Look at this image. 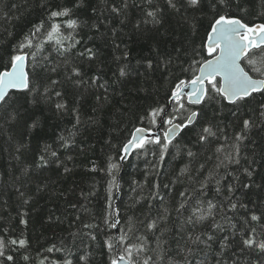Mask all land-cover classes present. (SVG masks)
Listing matches in <instances>:
<instances>
[{
    "label": "trees",
    "instance_id": "16d2710c",
    "mask_svg": "<svg viewBox=\"0 0 264 264\" xmlns=\"http://www.w3.org/2000/svg\"><path fill=\"white\" fill-rule=\"evenodd\" d=\"M176 2L178 12L167 0H152L151 4L147 0H0V70L36 26L43 23L47 29L53 22L63 24L68 19L50 20L51 11L72 8L70 18L78 21L75 31L62 29L65 36L71 34L78 41L64 55L46 42L44 29L33 39L34 44L43 46L37 53L40 64L45 69L59 65L56 73L35 69L41 84L48 76L58 81L51 98L45 96L43 88L33 94L34 101L33 95L19 96L17 119L0 118V237L6 243L10 239L28 241L27 249L7 245L6 255H13L16 264H39L44 257L45 264H63L66 259L85 264L80 256L87 257V264H109L111 255L104 241L118 235L120 229L126 230L129 217L147 223L146 216L155 218L164 207L169 209L167 221H161L159 230L148 236L151 248L156 247L155 237L167 241L168 256L162 264L185 247L186 234L200 235L201 240H207V235L214 237L208 241L211 247L191 245L190 264H216L221 252L228 264L261 259L257 251L241 252L240 241L247 227L245 220L252 213H264V117L259 116L258 107L264 96L238 105L228 104L214 93L199 105L183 99L185 108L197 110L199 115L173 139L163 161L157 145H148L146 151L133 150L127 160H120V148L136 127L154 130L161 126L162 131L167 127L161 118H157V126L150 124L152 108L163 107L165 113L176 116L177 123L188 116L189 111L174 112L179 106L175 102L170 105L169 100L179 80L188 81L197 74L193 69L199 64L193 61L208 58L200 45L212 16L207 10L201 13L186 8L185 0ZM241 6L247 11L233 8L232 12L249 23L264 22V0H241ZM114 7L119 11L114 12ZM151 10L157 11L160 23L146 16ZM72 43L64 42L65 47ZM73 68L79 76L73 74ZM250 74L257 75L251 70ZM55 91L62 96L56 97ZM57 103H64L66 109L58 110ZM243 119H251L254 125L239 142V164L225 162L217 168L225 155L235 154L234 136L242 131ZM33 122H38L35 127ZM209 125L217 137L198 142L202 128ZM221 146L223 151L217 153ZM189 150L195 153L193 157L187 155ZM52 151L57 153L55 157ZM41 155L47 164L40 162ZM110 163L119 165L115 171L119 187L111 191L113 208L120 212L116 229L104 223L107 211H111L107 204L113 177L105 171ZM216 179H220L219 193ZM202 182H207L203 193ZM154 184L160 187L153 188ZM156 192L164 197L163 202L151 199ZM180 192L186 193L187 211L178 214L175 209L184 199ZM209 200L217 205L212 216L195 225L184 223L194 209L207 210ZM231 203L237 204L235 210L230 209ZM22 219L27 223L22 224ZM85 224L98 227L85 228ZM137 228L135 235L145 232L142 225ZM257 237L264 238L259 228ZM222 244L229 247L222 249ZM48 248L53 251L48 252ZM25 254L30 257L27 262L22 259ZM175 258L181 259L178 255Z\"/></svg>",
    "mask_w": 264,
    "mask_h": 264
},
{
    "label": "snow or ice",
    "instance_id": "6c2138e0",
    "mask_svg": "<svg viewBox=\"0 0 264 264\" xmlns=\"http://www.w3.org/2000/svg\"><path fill=\"white\" fill-rule=\"evenodd\" d=\"M152 0H147V3L151 4ZM168 6L175 11H180L177 7L176 0H167ZM127 8V3L123 5ZM184 6L191 9L194 12L205 13L207 10L211 14L212 19L209 21L208 27L205 31V38H203L200 47L206 52L207 57L210 59H203L202 62L193 61V64H199L198 68H194L193 71L198 72L194 74L192 79L185 81L179 80L175 88L171 92V99L178 108L174 109V112L181 110L189 111V115L181 123H175V115H169L165 113L163 107L152 108L148 113L150 124L155 127L157 126V118H161V123L166 125V129L163 131V140L160 135H146L151 133V128L136 127L131 133L130 139L122 145L120 148V160L126 159L133 150L146 151L148 145H157L160 148V160L163 161L165 154L168 151L169 145L172 144L173 139L184 129H187L189 125H192L197 116L199 115L196 111H191L185 108V104L182 102L186 97L188 104L199 105L202 104L206 99L211 98V93H214L217 97L222 98L228 104L238 105L241 102L247 103L251 98L257 95L264 96V22L261 23H249L243 16L234 14L232 9L235 8L237 11L246 12L247 9H243L241 6V0H185ZM79 7V4L76 5ZM114 12H118V8L112 9ZM73 9L69 7H62L59 10L51 11L49 19L56 21L60 18H68L63 24L59 22L51 23L47 29H44V24L36 26L34 31L25 37V40L21 42L18 47L15 48L13 54L10 56L9 62L4 66L3 70H0V118L5 120L15 121L19 116V109L16 107L19 96H29L38 93L41 88L46 97L51 98L52 89L55 88L58 81L51 79V76L47 77V82L41 84L38 80L39 73L35 71L37 68H41L43 71L56 73L58 67L54 66L45 69L40 64L37 53L43 51L41 44H34L33 39L37 33L44 29V35L46 42L54 46V50L60 55H64L74 47L75 38L69 34L65 36L62 29H68L75 31L78 26V21L71 19ZM264 15V13H262ZM146 16L152 18L153 23H160L157 19V11L151 10L146 12ZM147 22V21H146ZM195 28V25H193ZM65 40L74 41L68 47H65ZM35 49V50H33ZM91 54V49L87 50ZM83 55V53H81ZM127 55V53H125ZM261 65V66H258ZM152 67L151 62L148 64ZM254 71L257 75L253 76L250 74ZM72 72L74 75L79 76L80 73L77 69L73 68ZM120 75L124 76L125 72L123 69L120 70ZM36 81V83H34ZM95 82V81H93ZM77 83H79L77 81ZM190 88L191 90L185 92L184 89ZM56 97H61L60 91H55ZM16 97L17 99H14ZM99 99V98H98ZM34 101V95H33ZM27 102V101H26ZM259 116L264 117V102L259 106ZM56 108L58 110L66 109L64 103H57ZM143 119V118H142ZM38 122H33L32 127H35ZM254 125L251 119L242 120V131L234 136V140L237 142L234 145L235 154L225 155L220 160L219 164L216 165L219 168L221 165L227 163L239 164V142L245 139V132ZM223 133V129H218ZM209 137H217V131L213 129L211 125L203 127L198 137V142H206ZM63 139V138H61ZM227 140L228 137L224 136ZM223 151V147L216 149L217 153ZM155 155V153H153ZM51 155L55 157L57 153L51 152ZM189 157H193L195 153L191 150L187 152ZM70 158V157H69ZM40 162L47 164L48 161L45 156H40ZM39 166V165H38ZM204 165H201L203 168ZM119 165L109 164L105 170L111 175L112 181L109 183V197L107 214L104 217V223L111 229H116L120 223V212L118 209L113 208L111 203V191L113 187L118 188L119 185L115 180V171L118 170ZM95 170V168H93ZM65 171H68L65 168ZM187 169H182V172ZM247 172V169H245ZM250 176L251 173L248 172ZM210 179L211 174H210ZM134 183H136L134 181ZM216 192L221 191L220 179H216ZM248 187V185H244ZM159 184H154L153 188L158 189ZM165 188L169 186L164 185ZM207 188V182L200 184V190L203 191ZM227 190L230 193L232 191V185L227 186ZM23 195V194H21ZM179 196L184 198L179 203L175 211L178 214L183 211H187L186 193L180 192ZM152 200L159 199L161 202L164 201V197L159 195L158 192L151 196ZM26 202V201H25ZM139 202V201H136ZM199 203V200H197ZM243 206V205H241ZM152 205L149 203V208ZM217 208L211 200L207 201V210L202 207H198L192 211V214L187 217L184 221L185 224L195 225L208 217L212 216L213 210ZM237 208L236 203L230 204V209L235 210ZM169 216V209L163 208V211L158 213L157 217L146 216L144 220L138 218L129 217L127 221V228L120 229L119 234L113 236L104 241V246L107 248L111 259L109 264H157L158 261H164V257L168 256V249L164 247L167 244L166 240H162L160 237H155L156 247L151 248L148 239L149 234H155L160 228L161 221H167ZM79 219V217H77ZM22 224H26L27 221L21 220ZM246 229L241 232L240 250L243 252L245 249L254 250L261 254V259L257 261H250L249 264H264V238L257 237V229H260L261 237H264V213L257 215L252 213L250 219L245 220ZM137 225H142L145 232L140 235H135L138 231ZM85 228L98 227L94 224H85ZM219 228L220 225H215ZM233 228L236 225H232ZM165 233L161 231V236ZM187 239L185 240V247L177 249L175 254L168 257L167 264H190V257L193 254L191 245L204 244L207 247H211L208 241H212L214 237L207 235V240H201L200 235L186 234ZM93 240L96 239L95 235H92ZM181 239H184V234L181 235ZM227 241L228 237L224 238ZM179 243V241H177ZM17 246L18 249H27L28 241L24 238L21 239H10L5 240L0 237V264H16V259L13 255H6L5 249L7 245ZM229 247L228 244H222V249ZM48 252H52L53 248H48ZM152 253H155V257ZM180 256L181 259H176V256ZM221 258L216 259V264H228L227 260L222 258L223 252H221ZM22 259L27 262L29 261V255H23ZM79 260L85 261L87 264V257L80 256ZM47 257H44L39 261V264H45ZM63 264H73L71 259H66ZM202 264H207L206 261ZM232 264H237L236 260L232 261Z\"/></svg>",
    "mask_w": 264,
    "mask_h": 264
},
{
    "label": "water",
    "instance_id": "95a60500",
    "mask_svg": "<svg viewBox=\"0 0 264 264\" xmlns=\"http://www.w3.org/2000/svg\"><path fill=\"white\" fill-rule=\"evenodd\" d=\"M198 74V73H197ZM191 89L190 88H186V89H184V91L185 92H188V91H190ZM186 100H187V98H186ZM174 101H172V99L170 98V100H169V104L170 105H172V103H173ZM134 131V130H133ZM152 134H155V135H163V132H162V129H161V127L160 126H158V127H156L155 128V130H151V133H146V135H152ZM178 136V135H177ZM176 136V137H177ZM131 137V136H130ZM175 137V138H176ZM130 139V138H129ZM129 157V156H128ZM128 157L126 158V159H124V160H127L128 159ZM123 161V160H122Z\"/></svg>",
    "mask_w": 264,
    "mask_h": 264
}]
</instances>
